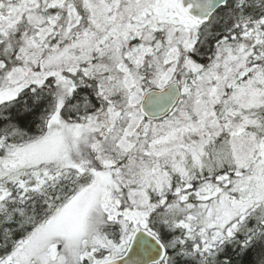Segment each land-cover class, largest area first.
<instances>
[{
  "label": "snow or ice",
  "instance_id": "6c2138e0",
  "mask_svg": "<svg viewBox=\"0 0 264 264\" xmlns=\"http://www.w3.org/2000/svg\"><path fill=\"white\" fill-rule=\"evenodd\" d=\"M0 264H264V0H0Z\"/></svg>",
  "mask_w": 264,
  "mask_h": 264
}]
</instances>
